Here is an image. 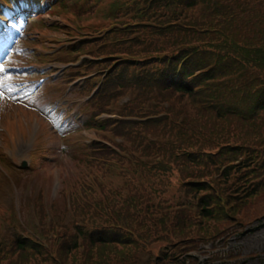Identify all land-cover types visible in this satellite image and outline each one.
I'll return each instance as SVG.
<instances>
[{
	"label": "rangeland",
	"instance_id": "374dc122",
	"mask_svg": "<svg viewBox=\"0 0 264 264\" xmlns=\"http://www.w3.org/2000/svg\"><path fill=\"white\" fill-rule=\"evenodd\" d=\"M49 16L44 18L49 21L55 20L54 23L60 24L59 18L53 19ZM72 16L75 14L71 15L69 12L60 14V19L66 22L61 23L60 27L66 32H82L83 30L85 33L93 31L105 33L110 24L101 13L87 20L75 19ZM173 24L172 21H165L162 27H153L149 23L145 24L146 26L136 25L134 32L146 34V36L139 37L140 43L135 44V49L141 51L145 46L159 45L160 54L163 53L162 49L173 52L183 50L182 54L195 51L197 42L171 49L168 47L164 41L165 36L181 27V25ZM160 32L164 36H159ZM49 34L59 38L65 36V33L58 31H52ZM199 36L207 41L209 36L217 35L207 32L199 33ZM124 51L130 52L126 49L112 52L113 55L120 56H113L112 58H116L112 61L128 58ZM207 104V110L218 108L212 101ZM205 119H199V124L190 125L191 130L179 123L176 124L182 131V136H185L186 144L185 146L172 145V147L177 145L173 149L174 155L178 160L186 163L180 165L177 162L167 163L158 160L159 170L151 169L150 171L151 185L139 181L135 176L126 175L130 165L125 159L137 153V142L125 143L122 153L107 146L106 151L116 152L121 159L119 163H110L104 167L109 175H104L101 179L103 195L97 191L93 183L88 181L75 193L72 200L74 206L80 210L68 218L64 214L63 192L60 184H57V178L62 173L63 181L70 185L76 177H82L91 170L101 172V168L94 164L95 161L84 162L80 166L70 161H63L61 168H57V165L51 166V171H54L51 173V178L43 177L42 179L38 175L27 185L24 178L18 175L9 164L11 160L13 163L15 160L5 159L0 153V193L3 196L0 195V229L7 230L10 226L5 210H2V202L4 206H9L15 212L21 224L27 219L30 221L34 214L31 208L36 203L37 196L31 192L17 197L18 193L15 191L17 188L13 189L11 185L15 182L19 183L21 188L25 185L27 189H34L36 192L42 188H46V191L49 189L51 205L54 204L58 212V218L51 219V231L48 230V223L42 221L45 229L39 232L37 243L29 242L28 249L23 252H19L16 248L0 251V264H120L115 254L111 253V250L118 249L128 253L131 250V257L127 264H264V210L257 207L247 213V216L242 210L247 204L243 200L245 190L264 185V145L244 144L238 136L223 133L222 130L211 129L208 133L200 132ZM109 137L105 135L103 138ZM236 146H240L237 155L239 161L234 163L235 171H231L230 176L223 179L222 173L229 163H222L219 160L229 147ZM18 148L23 149L22 144H19ZM199 161H205L209 166L200 170L188 165L189 162ZM55 168L57 170H54ZM199 174L204 176L203 179L195 178V175ZM49 180L51 183L46 185L45 183ZM201 181L207 184V190L202 193L191 192L190 190L196 189L193 183ZM134 194L139 199L138 205L145 204L149 209V221L152 223L140 218L118 224L109 219L111 213L107 209L110 205H119V208L125 205V210L131 214L134 201L129 198ZM76 196H82L84 199L78 200ZM201 196H208L207 199L212 201L217 200L218 213L215 219L207 220L200 216L198 203ZM144 197H146L145 201ZM184 205L185 208H183ZM183 209L188 212V218L179 228V225L172 224V218L182 214ZM140 210L139 208V216L143 215V211L140 212ZM162 216H165L167 220L162 221ZM137 221H141L140 225H137ZM76 224H80L84 231L100 230V233L124 236L131 243V249L127 246H113V244L96 246L87 239L75 237ZM63 226L65 229H62ZM0 241L5 245H13L8 233L4 235L0 233ZM76 246L79 247L78 250H75ZM170 254H173L171 260L165 259V256ZM158 256L160 258L155 260Z\"/></svg>",
	"mask_w": 264,
	"mask_h": 264
},
{
	"label": "trees",
	"instance_id": "16d2710c",
	"mask_svg": "<svg viewBox=\"0 0 264 264\" xmlns=\"http://www.w3.org/2000/svg\"><path fill=\"white\" fill-rule=\"evenodd\" d=\"M154 1L157 12L162 3L165 15L170 13V22L177 21L186 13L185 26L220 33L227 44H218L215 48L217 53L207 50L197 53L189 67L184 68L183 81L174 92L187 99L185 121L207 118L213 120L214 129L218 127L236 135L245 144L264 145V0ZM215 37L213 41L219 42ZM159 51V45L143 49L144 53ZM194 71L202 72L197 82L211 83L209 89L205 87L207 91L201 96V101L196 100L193 87L187 80L194 76ZM207 101L216 103L219 112L205 109L203 105ZM238 149L237 146L230 148L232 151ZM199 188L204 191L206 186L201 184ZM257 193L258 189H254L247 198ZM257 207L264 210V195L243 209L244 215ZM202 213L204 218H214L212 210L203 208ZM111 253L120 264L128 259L127 251L118 249L111 250Z\"/></svg>",
	"mask_w": 264,
	"mask_h": 264
},
{
	"label": "snow or ice",
	"instance_id": "6c2138e0",
	"mask_svg": "<svg viewBox=\"0 0 264 264\" xmlns=\"http://www.w3.org/2000/svg\"><path fill=\"white\" fill-rule=\"evenodd\" d=\"M0 86H2V83H0ZM0 95H3V93H0Z\"/></svg>",
	"mask_w": 264,
	"mask_h": 264
}]
</instances>
